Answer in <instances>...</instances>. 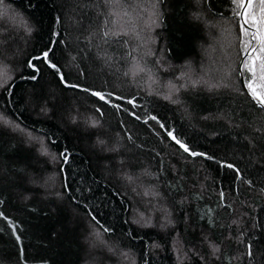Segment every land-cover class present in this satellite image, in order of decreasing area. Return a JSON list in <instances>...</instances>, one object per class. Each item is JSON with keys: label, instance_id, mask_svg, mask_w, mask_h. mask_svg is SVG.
Masks as SVG:
<instances>
[{"label": "trees", "instance_id": "obj_1", "mask_svg": "<svg viewBox=\"0 0 264 264\" xmlns=\"http://www.w3.org/2000/svg\"><path fill=\"white\" fill-rule=\"evenodd\" d=\"M3 1L25 17L31 31L5 27L0 33V51L11 50L10 63L20 67L0 88V112L39 129L57 159L48 162V154L0 123V264L92 262L97 252L83 241L85 222L98 230L106 251L127 254L126 264H264V110L247 94L251 74H242L244 86L238 78L241 20L230 0ZM149 1L155 11L142 25L145 41L123 34L136 25L131 17L118 23L119 30L111 27L115 15L109 11L115 12L116 3L129 12L136 2L132 8L145 17L140 5ZM206 23L222 26L221 35L214 29L218 44L208 42ZM106 31L121 35L105 37ZM148 38L170 71L156 72L159 85L147 77L134 85L122 60L142 61L135 47ZM207 44L212 62L191 73ZM49 49L48 60L33 59ZM176 72L199 83L182 81L166 95L164 82L171 83ZM89 105L96 126L65 122L72 110ZM168 131L213 159L184 152ZM222 163L234 164L240 177ZM124 174L138 186L132 194L120 184ZM132 204L142 206L144 219L131 215ZM219 231L228 238L214 254L212 245L219 248V242L211 235ZM202 242L212 250L203 251Z\"/></svg>", "mask_w": 264, "mask_h": 264}, {"label": "rangeland", "instance_id": "obj_2", "mask_svg": "<svg viewBox=\"0 0 264 264\" xmlns=\"http://www.w3.org/2000/svg\"><path fill=\"white\" fill-rule=\"evenodd\" d=\"M120 4L116 3L114 5L115 12H110L109 11L111 16L115 15L112 18L113 22H112V26L111 27L112 28H118V30H119L120 29L119 28L120 27L119 24L121 23V25H123V23L129 21V20H127V18L131 17L136 22V25H134L132 27V29L128 30V32H127L128 34L127 35H129V36L132 35V37H134L135 40L145 41V39L143 38L145 30L142 27V25H146V24H144V21L146 20L148 22L150 20V18H152L151 17V12H153V10L155 11V7L152 4V1L145 2L143 5H140V8H142V12L145 13V17L143 15H142L143 17H141L139 12L136 9L132 8V7H137V3L136 2H134L133 4L131 2V4L129 5L130 6V8H129V12L130 13L127 10L123 11L124 9L122 8V3H120ZM146 6L149 7L150 9L148 8V10H146ZM152 7H154V8L152 9ZM16 10L17 9H15L14 7L7 6L4 1H3V4H0V14H2V15H0V23H1V25H0V33L2 32V30H4L5 27H8V28H5V29H9V28L10 29H16V30L24 29L28 33V27H30L28 21L25 19V17H23ZM217 26L220 28V31L218 32V34L221 35L222 26H220L218 24L217 25H213L212 24V26H211L209 23H206V25H205V28H207L208 31H209V35H208V38H209L208 42L209 43L218 44V38H217L218 34L214 30L215 27H217ZM108 32H110V31H108ZM110 33H112V32H110ZM213 33H214V35H212ZM224 37H225V35L222 36V38H224ZM148 39L149 40H146V42H141L140 46L135 47L136 55H139L142 58L143 66L140 65V63L142 62V61H139L140 59H136V60L133 59V61H131L132 58L130 60H127V61L125 59L122 60V63H123L122 66H125V68L123 69V72L127 73L128 75L131 76V78H130L131 84L140 86L141 80H144V79H141V78L147 77L148 79L151 80L152 83L155 82L156 85H159L157 83L158 82V79H157L158 75H156V72L159 69L163 70L165 72L169 69V68H164V67H162L160 65L159 62H160L162 56L159 55V57H157L158 48L154 46V41L152 39H150V38H148ZM149 42L151 44V45L149 44L150 46H148ZM208 47L211 48L210 46H208V44L205 47H203V51H204L203 55H202L203 58H202L201 61H197L195 63V70L192 69L193 67L189 68L191 73H196V71H198L202 66H204L206 64L209 65V63L212 62L210 60V53H209L210 51L208 50ZM1 50L2 51H0V78L8 80L9 77H12L13 73L16 70H19L20 67L17 64H14L13 62L10 63V60H12L13 59L12 57H14V54L11 52V50L9 52L8 51H4L2 48H1ZM145 59H147L148 61H146ZM149 63H151L150 66L148 65ZM119 64H121V63H119ZM136 64H138L140 67H143L145 69V71L137 72L135 75H133V70H134L133 66L136 65ZM97 66L99 68L100 67H104V64H103L102 61L98 60L97 61ZM147 66H149V67L146 68ZM66 67H67V69L69 68L67 64H65V68ZM119 67H120V65L117 64L113 68V72L112 73H114V71L118 70ZM156 67L158 69H156ZM172 68H174V66H172ZM148 70H151V71L149 72ZM169 71H170V69H169ZM104 72L106 74H109V76H111L110 80L115 79L114 75L112 77V75H111V73L109 71L104 70ZM210 73L213 76H216L215 71H211ZM185 74L188 75L189 73L186 72ZM187 75H184V76H187ZM206 76H209V75H206ZM169 77H171V79H169V80H172L173 82L171 81V83H167V84L164 82L165 90H166V93H167L166 95H168L171 91H174L176 87H179L180 83L182 81H184L185 83H193V81L190 80V79H184V80L181 79L182 76L177 75V72H176V74L174 73L173 75H171ZM122 78H125V77H122ZM225 78H226V81L228 82L229 78L228 77H225ZM160 79H161V77H160ZM199 79H201V78H199ZM202 79L207 81V79L204 76H202ZM115 80H118V79H115ZM126 81L127 80L124 79V80H120L118 82L123 84V83H126ZM226 84L229 85V83H226ZM4 85H6V83H4L3 86ZM169 96H171V95H169ZM89 108H90V105H89V107L85 108V110L84 109H81L80 111L72 110L74 112L71 113L68 117L65 118V122L66 123L68 122L70 124H77V125H80V126H82V125L84 126L86 124H88L90 126H93V121H96L97 122L96 125H97L99 122H98L96 114H95L96 112L95 113L93 111L90 112ZM93 110H98V109L97 108L96 109L93 108ZM0 117L3 118V119H0V123L9 126L11 129L18 130L19 133H21L23 136H25L28 139V141L30 142L29 144L33 145L35 148H37L38 151L41 154H43V155H45V153H46V155L48 154V156H47V158L49 159V160H47L48 162L50 160H52V161L54 160V162L56 161V159H57L56 151L51 149V147L49 146V139H46L44 134L39 129L32 130L30 128H25V127L22 126L23 124L22 125L19 124V121H16L14 118L13 119H9L7 116L2 115L1 112H0ZM4 120L9 121L10 123H4ZM15 125H19V128H16ZM29 134H31V135H29ZM114 174H115V172H114ZM112 177H114V176L112 175ZM117 177H119V176H116V178ZM128 177H129L128 175L124 174L119 181H120V184H122L124 186V190H126V192L131 193L134 190V188L137 189L138 186H137L136 182L133 179L129 180ZM139 177H140V175L137 173V175L134 177V179L139 181ZM133 197L135 199V195H133ZM135 205L136 204H132L131 205L132 206L131 210H130L131 211V215L138 216L139 218H143L144 219L145 216H144V213H143L142 206H141L142 209L141 208L138 209ZM136 222H138V221H136ZM85 225H86L87 231H86V233L83 236V241L86 244V246L89 247L88 248L89 250H90V247H91V250L95 249L97 254H92V257H95L94 261L88 263V260L85 259L83 264H112L110 262L111 261H116V260L121 262V263H119L117 261V264H126L125 262L127 261V256H125L124 254H120L119 255L117 253L116 254L112 253V249H110V247H106V249H107V251H106L104 249L105 246L103 245V241L100 240L101 239L100 236L98 237L96 235L98 230L96 228L94 229V225L91 224V223H88V222H85ZM218 233H219L218 236H216L213 233H212L213 235H211V236H212V239H213L212 241L216 240V242H219V250H221V246L222 245L220 243H223L224 239L228 238V237L225 236L224 231H219ZM198 235H200V234H198ZM197 241L198 240L195 239V244L198 245V243H196ZM199 246H200V248L203 251L204 250L206 251V249H207V252L212 250L208 246L207 243L206 244L203 243V245L200 244ZM223 246L228 251L227 243L223 244ZM131 264H133V261L131 262Z\"/></svg>", "mask_w": 264, "mask_h": 264}, {"label": "snow or ice", "instance_id": "obj_3", "mask_svg": "<svg viewBox=\"0 0 264 264\" xmlns=\"http://www.w3.org/2000/svg\"><path fill=\"white\" fill-rule=\"evenodd\" d=\"M106 2H111V0H106ZM230 3L234 6L232 8L233 14L235 17L241 18L240 23V34L241 38L239 40L240 43V51L244 53V58L241 61L240 64V71L241 74L247 72L251 74V77L246 80L245 82V88L247 89V94L251 97V99L254 101L255 105L260 108L261 110H264V0H230ZM0 4H3V0H0ZM256 9H259V14L257 15ZM2 15V14H0ZM255 28V31H251L250 29ZM28 31H31L29 28ZM109 32H105L104 36H109ZM112 35L120 36V32H114L111 33ZM124 35H127L128 33H123ZM243 37H248V39H243ZM252 41H255V44L252 43ZM128 41H125L127 43ZM45 51L42 53V56L34 57V60H48L49 58V52ZM129 56H131V53H128ZM109 59H111L109 57ZM258 62V63H257ZM29 67L35 68V65L30 60L29 61ZM50 67L53 69H56L59 71L57 66L55 64H50ZM133 75H135L137 72H143L145 69L143 67H140L138 64L133 66ZM149 72L151 70H148ZM232 71H235L233 69ZM127 75V73H125ZM10 79V77H9ZM31 79H36V76H32ZM61 80H63V77L61 76ZM4 83H7V79L0 78V87L3 86ZM199 83V81H193V85ZM69 87H78V85H67ZM228 87L227 84L224 85H211L210 87ZM85 91H88L85 89ZM93 96L98 97L102 101H106V97L104 94L100 92H92ZM110 95V94H109ZM170 96H166L165 99H170ZM107 102V101H106ZM129 103H132V101H129ZM117 107H119L117 105ZM99 111V109H98ZM137 119H140V117H136ZM151 120H156L157 118L155 116L149 117ZM0 119H3L0 117ZM147 123V121H145ZM4 123H10L7 120H4ZM96 121H93V126H96ZM16 128H19V125H15ZM161 128H164L165 125L161 124ZM31 135V134H29ZM167 136L171 138L181 149H183L184 152L189 153L191 156H205L207 159H213L211 156H207L205 153H199L195 151H191L189 145L184 143L182 140H180L172 131L167 132ZM100 143H103L101 141ZM60 155L64 158V161L68 162V155L64 152L60 153ZM222 167H226L228 169H233L236 172L237 177H240V170L235 167L232 163H222ZM129 180H131V177H128ZM251 183V182H249ZM221 197L224 196V193H220ZM2 215V214H0ZM93 219L95 217L93 216ZM109 229L105 228L104 232H108ZM96 235L99 237L100 233L97 232ZM17 240L20 239L19 236L16 237ZM213 253L219 251V248L215 245H212ZM248 255L251 257L253 255L252 252V246H248ZM127 256V254H125ZM133 264L135 262L133 261Z\"/></svg>", "mask_w": 264, "mask_h": 264}, {"label": "water", "instance_id": "obj_4", "mask_svg": "<svg viewBox=\"0 0 264 264\" xmlns=\"http://www.w3.org/2000/svg\"><path fill=\"white\" fill-rule=\"evenodd\" d=\"M240 20H241V18H240ZM241 22H242V21H241ZM243 57H244V53L242 54V56H241V58H240V60H239V62H238V67H237V69H238V78H239L241 84L244 86L243 77H242V74H241V71H240V64H241V61H242ZM92 92H96V91L93 90ZM191 151H195V152L202 153V152H200V151H198V150H191Z\"/></svg>", "mask_w": 264, "mask_h": 264}, {"label": "bare ground", "instance_id": "obj_5", "mask_svg": "<svg viewBox=\"0 0 264 264\" xmlns=\"http://www.w3.org/2000/svg\"><path fill=\"white\" fill-rule=\"evenodd\" d=\"M171 139V138H170ZM172 140V139H171ZM173 141V140H172ZM173 142H175V141H173ZM179 146V145H178Z\"/></svg>", "mask_w": 264, "mask_h": 264}]
</instances>
